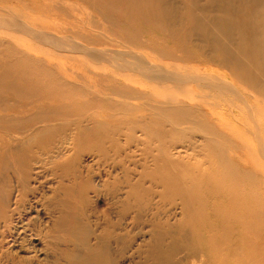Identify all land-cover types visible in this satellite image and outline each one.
<instances>
[{
  "label": "bare ground",
  "instance_id": "6f19581e",
  "mask_svg": "<svg viewBox=\"0 0 264 264\" xmlns=\"http://www.w3.org/2000/svg\"><path fill=\"white\" fill-rule=\"evenodd\" d=\"M23 1L0 10L22 53L0 54V264H264V0H186L172 36L177 0Z\"/></svg>",
  "mask_w": 264,
  "mask_h": 264
},
{
  "label": "rangeland",
  "instance_id": "374dc122",
  "mask_svg": "<svg viewBox=\"0 0 264 264\" xmlns=\"http://www.w3.org/2000/svg\"><path fill=\"white\" fill-rule=\"evenodd\" d=\"M42 2L47 1V0H40ZM164 1V0H163ZM168 0H165V2ZM7 4H15V5H19V6H27L30 7L29 2L28 1H23V0H0V10L3 9L4 6H6ZM177 4L179 6V11H180V15L178 17H174L172 20H170L169 22L165 21L166 24H164L165 30H167V34L166 36H172L174 35V33L179 29V31H181L182 26L184 29V18L186 15V12L189 11V6L186 3V0H177ZM220 5H223V3L221 2ZM224 6V5H223ZM219 11H222L221 9H219ZM240 14V12H239ZM0 15H2V12H0ZM145 15H142L140 17H133L132 20L134 21L133 26L134 29H138L140 30V32L144 33L143 37L144 38H149L152 40V38H157L156 40L159 39H163L164 36H162V34L159 31H155L154 34L152 33V29L151 27H147L145 24V20L144 18H142ZM237 21L239 22H244L246 21V19L242 16H237L236 17ZM5 31L4 27H0V32ZM153 34V35H152ZM112 38H119L117 36H113ZM160 40V41H161ZM169 44V43H168ZM187 44H192L193 47H197L198 49L202 48L205 46L203 41H200L197 37L191 38V42H187ZM205 53H203L205 55V57L210 56L209 55V51L207 48H204ZM193 57H191V62L193 64L196 65H200V63H204V59L202 58L201 55L198 56V54L196 52H193ZM0 54H4L5 56V60L6 62H8L9 64L14 63L18 60H20L22 58V53L17 49V47L12 44L9 39L7 38V36L5 34H0ZM218 60V58H217ZM219 61V60H218ZM212 65H219L218 63H211ZM221 73V70L219 69V72L216 73L217 75ZM226 74V73H225ZM228 75V74H227ZM55 182V179L53 181H51L50 183ZM4 222H0V230L1 227L4 225ZM196 242H193L192 244H195ZM250 243V249L251 251L255 250V249H259L262 252L263 256H253L252 252H251V256L255 257V258H262L263 263H264V238L263 236H260L259 238L257 237H251L249 240ZM192 251V250H191ZM189 251V248H187L185 246V244L182 243H177L175 245L172 244V251H171V256L173 257V259L175 261L179 260L180 258H182L185 254H187ZM34 255L30 254V257H33ZM126 256H124L123 258H121V261L123 264H127L126 263ZM140 259H135V262H140ZM47 261H44V259L42 260V264H47ZM3 264H9V263H3ZM59 264H63V259L59 260ZM180 264V263H178ZM184 264V262H183ZM225 264H228V262H226Z\"/></svg>",
  "mask_w": 264,
  "mask_h": 264
}]
</instances>
